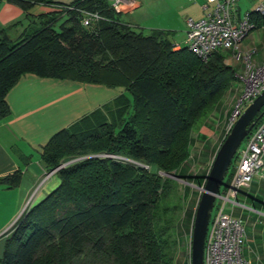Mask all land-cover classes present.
Segmentation results:
<instances>
[{
	"label": "trees",
	"instance_id": "1",
	"mask_svg": "<svg viewBox=\"0 0 264 264\" xmlns=\"http://www.w3.org/2000/svg\"><path fill=\"white\" fill-rule=\"evenodd\" d=\"M8 1L25 11L41 3L56 8L14 41L0 30V119L9 113L5 93L26 73L121 93L43 146L45 166L58 168L60 183L6 230L0 264H176L169 197L177 181L164 173L184 177L178 171L193 131L237 79L227 52L203 60L184 45L175 49L169 32L146 34L121 22L109 0ZM82 11L102 18L84 26ZM248 16L252 29L264 26V13ZM19 178L16 170L0 183L13 187Z\"/></svg>",
	"mask_w": 264,
	"mask_h": 264
},
{
	"label": "crops",
	"instance_id": "2",
	"mask_svg": "<svg viewBox=\"0 0 264 264\" xmlns=\"http://www.w3.org/2000/svg\"><path fill=\"white\" fill-rule=\"evenodd\" d=\"M54 1L66 3L62 0ZM263 1L237 0L236 18H242L255 10ZM202 5V0H135V5L131 9L121 11L119 18L121 22L138 28L143 33H149L151 30L167 31L170 33L171 42L182 46L186 19L203 17L205 10ZM55 8L54 5L41 3L33 4L25 11L15 3L0 0V30H3L7 39L14 41L38 26L41 21L39 14ZM122 16L128 17L129 20L123 21ZM239 51L241 54H250L255 65L264 63V26L251 29L241 41ZM226 52L225 62L236 69V75L243 73L244 61L239 59L236 64L232 52ZM243 88L242 82V86L237 89L238 94L234 93L236 91L230 93L227 100L230 98L231 106L214 124L207 119L197 133L191 135V152L196 145L206 147L207 158H204L203 163L206 166L196 170L187 160L184 163L185 170L178 173L179 175L187 178L189 173L193 175V179H206L215 153L228 132L232 109L236 99H240ZM120 93L118 89L101 84L38 77L29 73L21 75L5 93L4 100L9 113L0 119V179L16 170L20 171V178L18 184L13 187L0 183V256L5 232L24 210V205L27 203V206H31L42 200L60 183L56 170H48L45 166L42 159L43 146L54 134L111 102ZM197 172L199 173L196 174ZM251 187H254L253 191H250L252 200L260 201L261 198L264 206V180L254 179L248 188ZM252 208L255 211L260 209L255 203H252ZM227 212L241 219L244 224L246 239L242 256L250 264H264V214L252 211L253 214L240 213L234 216L232 210ZM191 227L192 216L188 232Z\"/></svg>",
	"mask_w": 264,
	"mask_h": 264
},
{
	"label": "built area",
	"instance_id": "3",
	"mask_svg": "<svg viewBox=\"0 0 264 264\" xmlns=\"http://www.w3.org/2000/svg\"><path fill=\"white\" fill-rule=\"evenodd\" d=\"M205 10L199 19L187 18L183 45L195 55L206 60L217 50L231 51L232 56L244 61V71L237 74V79L244 84L243 93L231 112L228 131L242 110L264 90V63L255 65L250 54H241L239 46L243 38L252 29L248 13L236 18L237 0H202ZM116 12L131 9L135 0H109ZM255 11L264 13V1ZM102 17L95 11H82L81 23L84 26ZM181 46L174 44V48ZM245 144L237 149V159L228 189L218 193L215 201L220 200L216 214L209 220L203 251V264H250L242 256V248L246 239V231L241 219L233 217L225 208V203L239 205L237 195L240 188L249 187L254 179L264 180V115L262 120L245 138ZM80 158L73 159L76 161ZM71 162V161H69ZM63 166V165H61ZM58 168L54 169L57 170ZM199 196L203 186L199 185ZM199 198L193 209L197 207ZM215 203V202H214ZM27 203L24 205V209ZM23 210V209H22ZM191 231L189 260L191 254Z\"/></svg>",
	"mask_w": 264,
	"mask_h": 264
},
{
	"label": "rangeland",
	"instance_id": "4",
	"mask_svg": "<svg viewBox=\"0 0 264 264\" xmlns=\"http://www.w3.org/2000/svg\"><path fill=\"white\" fill-rule=\"evenodd\" d=\"M63 2L69 3L72 2L73 0H62ZM123 21H128V17L122 16ZM136 30H139L138 28H135ZM147 33V31H145ZM234 60V59H233ZM234 63H238V60H234ZM242 86L241 80H235L231 86V88L228 90L226 95H224L221 98V103L217 104L216 108L213 110V112L208 116L207 119H209L210 123H215V120L217 118L221 117V114H224L225 111L231 106V103L227 100L228 97H230V93L234 92L237 93V89ZM240 97L242 96V93H240ZM126 95L131 98V95L126 92ZM239 97V98H240ZM238 102V98L236 99ZM228 101V102H227ZM236 102V103H237ZM236 105V104H235ZM235 107V106H234ZM233 107V108H234ZM233 110V109H232ZM131 111V110H130ZM206 119V120H207ZM204 121V123L206 122ZM199 129L195 128V131H193V135L197 133ZM246 139L242 141L240 146L242 147L245 144ZM195 146V145H194ZM206 147L205 146H195L192 149L191 152V157L188 159V164L192 166V168H195L196 170H201L203 169L202 167L206 166V164H203L205 161L204 158H207V152H206ZM76 159V158H75ZM71 159L70 161H72ZM194 164V167H193ZM186 164H183L182 167L179 169L178 173L182 172L185 170ZM189 166V167H190ZM197 172L196 174H198ZM189 174V173H188ZM187 174V179L186 182L182 181L180 179H176L177 184H175V188L173 189V192L171 193L169 197V202L172 204H175V224H177L176 231H177V257H176V264H184L188 263L190 264L189 260V246H190V233L188 232L187 228L189 227V222L191 216H193V209L196 205L197 199L199 198V185H196L195 181L193 182V175ZM203 181V180H202ZM201 185V184H200ZM221 188L224 190L228 189V185L226 184V180L222 182ZM254 187L248 188V187H243L240 188L238 191V203L239 205L232 206L230 203H225L224 208L226 211H233V215L235 216L236 214H242V213H263L264 214V206L262 202V199L260 198L259 200H252V196L250 195V191H253ZM264 202V201H263ZM252 203L256 204V207L260 208L257 211H255L252 208ZM220 204V200H216L211 212V218L216 214L218 206ZM252 213V214H253ZM249 229V226H247V230ZM187 232V233H186ZM186 233V236H185Z\"/></svg>",
	"mask_w": 264,
	"mask_h": 264
},
{
	"label": "water",
	"instance_id": "5",
	"mask_svg": "<svg viewBox=\"0 0 264 264\" xmlns=\"http://www.w3.org/2000/svg\"><path fill=\"white\" fill-rule=\"evenodd\" d=\"M263 115L264 90L237 116L215 153L206 179L201 181L203 189L192 222L190 264H203L204 241L216 195L222 191V182L238 147ZM164 175L185 182L188 180L175 173Z\"/></svg>",
	"mask_w": 264,
	"mask_h": 264
}]
</instances>
